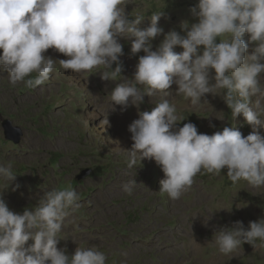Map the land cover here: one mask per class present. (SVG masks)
Here are the masks:
<instances>
[{
	"label": "clouds",
	"instance_id": "9594fccd",
	"mask_svg": "<svg viewBox=\"0 0 264 264\" xmlns=\"http://www.w3.org/2000/svg\"><path fill=\"white\" fill-rule=\"evenodd\" d=\"M126 4L127 0H0V68L7 71L12 86L23 82L29 89L48 81L57 62L76 73L101 68L103 80L116 81L123 70L119 38H134L131 53L142 50L145 55L139 57L133 78L122 77L111 91V101L122 106L121 111L139 108L145 95L160 92L166 97L175 84V94L194 106L207 102L202 97L208 93L221 94L232 119L242 114L254 131L245 137L233 126L212 135L198 134L191 122L175 130L182 118L174 103L161 99L128 126L132 150L113 149L126 153L127 167L154 158L165 174L160 192L172 200L181 198L202 170L218 175L227 168L233 185L244 180L254 188L264 187V135L255 130L264 128V0H198L190 9L198 22L182 23L184 35L169 31L156 50L152 41L164 33L158 24L163 12L151 15V25L141 29L144 19L130 18ZM249 43L255 44L251 54ZM177 46L184 51L177 53ZM50 48L69 58L44 55ZM103 123L108 125V118ZM16 176L12 163L0 164L5 187ZM137 184L129 180L123 191L131 195ZM79 200L71 185L52 188L33 209L20 214L0 197V264H106L107 255L96 245L79 246L71 256L66 248H58L62 228L80 207ZM30 239L34 243L25 247ZM213 240L224 255L236 253L245 243L255 249L259 241L264 247V218L250 221L248 227L242 221L222 226Z\"/></svg>",
	"mask_w": 264,
	"mask_h": 264
},
{
	"label": "rangeland",
	"instance_id": "374dc122",
	"mask_svg": "<svg viewBox=\"0 0 264 264\" xmlns=\"http://www.w3.org/2000/svg\"><path fill=\"white\" fill-rule=\"evenodd\" d=\"M197 4L198 0H127L125 9L131 13L130 18L139 15L146 19L163 12L158 24L164 33L152 41L156 50L169 31L184 35L182 23L190 26L198 22L190 10ZM176 11L187 14L186 18L169 21L170 14ZM243 38L249 41L247 33ZM133 39L125 37L118 41L123 46L120 61L121 75L125 78H133L139 57L145 55L142 50L136 55L131 53ZM254 47V43H249V54ZM44 55L54 60L69 58L54 48ZM101 71V68L80 73L65 71L57 62L48 81L29 89L23 82L12 86L7 71L0 68V162L12 163L19 181L5 190L0 180V197L9 209L22 214L26 208L33 209L46 191L71 185L80 196L77 202L80 207L71 214V219H66L58 244V248L67 249L69 256L79 246L96 245L107 255L106 264H264V247L259 241L255 249L245 243L236 253L224 255L213 240L215 231L222 226L231 227L234 222L242 221L248 227L250 221L264 218V187L254 188L244 180L233 185L225 168L218 175L202 170L194 178L191 189L177 200L161 193L160 181L165 174L154 158H145L129 169L126 153L113 149L131 151L134 142L126 127L139 118L140 111H151L161 99L171 103L174 99L156 92L152 97L145 95L139 108L129 106L121 111L122 106L111 101V91L122 82V77L105 81ZM211 71L215 76V70ZM34 76L33 73L29 78ZM221 96L219 103L223 110L219 123L207 122L210 116L207 108L177 110L182 120L175 130L191 122L197 126L198 134L212 135L233 126L245 137L252 133L253 126L242 114L232 119L231 109ZM252 99L254 102L256 98ZM105 118L108 125L103 123ZM5 120L22 127L21 142L6 137ZM255 130L264 135V128ZM83 170H89V174L78 179ZM129 180L138 183L131 195L123 191ZM21 182L42 187L41 197L27 194L21 189ZM101 191L107 193L103 208L95 201V195ZM33 243L30 239L25 247Z\"/></svg>",
	"mask_w": 264,
	"mask_h": 264
},
{
	"label": "bare ground",
	"instance_id": "6f19581e",
	"mask_svg": "<svg viewBox=\"0 0 264 264\" xmlns=\"http://www.w3.org/2000/svg\"><path fill=\"white\" fill-rule=\"evenodd\" d=\"M130 5V4H129ZM186 16H187V14H185V13H183L182 11H176L173 15H171L170 14V17H171V19L169 20V21H174V20H176V21H180V20H183L184 18H186ZM169 17V16H168ZM168 17H167V20H168ZM169 17V18H170ZM167 20H165V21H167ZM151 25V19H150V17H148V18H146V19H144L142 22H141V24L138 26L139 28H141V29H145V28H147V27H149ZM120 38H125V37H120ZM253 47V46H252ZM177 53H181V52H183L184 51V49L183 48H181V49H174ZM252 50H253V48H252ZM249 52V51H248ZM210 76L211 77H214L213 76V72L210 70ZM211 82L212 83H215V80L214 79H212L211 80ZM177 85H175V84H173L172 86H171V88L169 89V91H171L170 93H169V96H172L173 97V99H174V103L178 106L177 107V110L178 111H182V112H189V111H191V110H196V111H198V110H200L201 109V111H203L202 109H204V108H207L208 109V111H210V116H209V118H208V120H207V122H209V123H212L213 122V124H214V122L216 123V121H218L217 123H219V121L220 120H222V118H221V111L223 110L222 108H221V104L219 103V94L218 95H213V94H211V93H208V94H206L205 95V97H202V102H204L205 100L207 101V102H204V103H201V104H199V105H192L191 104V101H190V99H186V98H184L182 95L181 96H177L176 94H175V92H176V89H177ZM222 97V96H221ZM220 101H222V100H220ZM222 103V102H221ZM223 105V104H222ZM206 109V110H207ZM207 111V112H208ZM196 113V112H195ZM237 122V121H236ZM208 123V124H209ZM228 124V123H227ZM122 126V125H121ZM229 126V125H228ZM126 128H128V126L126 127ZM222 132V131H221ZM61 142V141H60ZM64 142V141H63ZM66 142V141H65ZM61 144H63V143H61ZM60 144V145H61ZM66 144L68 145V147L70 146L67 142H66ZM66 145V146H67ZM63 147V146H62ZM67 148V147H66ZM69 148H71V147H69ZM1 153V152H0ZM4 158V157H3ZM0 161L2 162V157H0ZM0 162V163H1ZM1 164H3V163H1ZM7 164V163H6ZM17 179V178H16ZM2 182H3V188L5 189V190H8V188H7V186L5 187V183H4V181L2 180ZM19 181H17V180H15V181H12L10 184H9V186H11L12 187V185L14 186V185H16L17 183H18ZM20 184V186H21V189L23 190V191H27L28 193L27 194H29L30 196H33V197H41V192H42V187H33V186H29V185H31V184H29L28 185V183L27 184H25V183H23V182H21V183H19ZM51 188V187H50ZM195 188V187H194ZM15 189V188H14ZM21 189H20V191H21ZM191 189V188H190ZM4 190V191H5ZM11 190H13V189H11ZM19 191V190H18ZM98 191V190H97ZM194 191V190H193ZM199 191V190H198ZM15 192V191H14ZM192 192V191H191ZM195 192V191H194ZM21 194L23 193V192H20ZM106 192H104V191H101L100 193H98V194H94L95 195V197H96V200L95 201H97V205L99 206V208H103L102 206H103V204H104V202H107L106 200H107V193L105 194ZM201 193V192H200ZM186 194V193H185ZM24 195V194H23ZM207 195V194H206ZM94 197V196H93ZM204 197V196H203ZM208 197V196H207ZM32 199V198H31ZM40 199V198H39ZM38 199V200H39ZM214 200V199H213ZM170 201V200H169ZM177 203V202H176ZM175 203V204H176ZM211 204V203H210ZM177 205V204H176ZM175 206V205H174ZM112 214V213H111ZM197 214V213H196ZM67 219H71V215L67 218ZM212 219V218H211ZM187 222V221H186Z\"/></svg>",
	"mask_w": 264,
	"mask_h": 264
},
{
	"label": "water",
	"instance_id": "95a60500",
	"mask_svg": "<svg viewBox=\"0 0 264 264\" xmlns=\"http://www.w3.org/2000/svg\"><path fill=\"white\" fill-rule=\"evenodd\" d=\"M3 127L5 131V135L8 139L12 140L15 143L21 142L24 130L21 126L13 125L10 121L5 120L3 122ZM89 174V170H83L80 174L77 175L78 179H82Z\"/></svg>",
	"mask_w": 264,
	"mask_h": 264
}]
</instances>
